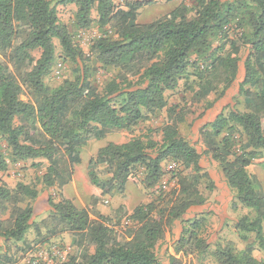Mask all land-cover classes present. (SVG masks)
Wrapping results in <instances>:
<instances>
[{"label":"trees","instance_id":"1","mask_svg":"<svg viewBox=\"0 0 264 264\" xmlns=\"http://www.w3.org/2000/svg\"><path fill=\"white\" fill-rule=\"evenodd\" d=\"M150 3L135 1L122 10L112 0H0L1 173L32 161V168L44 170L40 182L45 188L62 189L71 181L81 147L115 131L131 133L162 111L166 121L160 143L142 136L124 144L109 143L88 161L87 176L98 189L122 192L131 182L151 190L161 182L163 163L177 167L171 173L176 183L169 200L163 206L155 201L141 205L129 216L135 230L128 240L118 229L127 215L124 206L110 218L95 210V201L90 209H81L63 198L56 203L48 199V218L38 225L33 221L36 187L18 183L11 190L0 184V212L7 206L12 209V217L0 223V238L30 250L25 236L31 229L41 244L69 234L72 253L60 264H162L155 247L165 231L181 221L185 224L176 254L210 253L216 264H264L254 257L252 243L240 251L230 242L217 243L208 252L209 244L201 236L205 216L183 220L190 208L206 203L199 191L201 182L207 181L210 189L214 184L202 169L197 150L180 134L185 107L168 103L180 85L198 101L220 88L214 101L221 99L237 80L245 48L234 103L206 123L202 135L208 141L205 153L218 164L232 193V208L241 206L254 214L252 219L237 220L235 232L244 242L252 235L254 245L264 252V198L258 181L247 172L264 152V0H196L191 8L180 5L150 23L138 24V11ZM58 6L75 8L76 30L92 26L95 10L102 34L87 53L60 23ZM57 61L73 65V76L49 87L44 79ZM100 71L107 78L98 86ZM23 94L27 100L21 99ZM99 166L105 167L106 182L96 174ZM161 199L159 195L157 200ZM23 200L28 203L24 208L18 206ZM174 261L171 258L169 264ZM0 264L21 263L0 245Z\"/></svg>","mask_w":264,"mask_h":264},{"label":"rangeland","instance_id":"2","mask_svg":"<svg viewBox=\"0 0 264 264\" xmlns=\"http://www.w3.org/2000/svg\"><path fill=\"white\" fill-rule=\"evenodd\" d=\"M135 1L143 0H112L114 5L122 10H125L124 7L126 4ZM150 1L151 3L149 5H146L138 11V24L150 23L168 14L180 5L191 8L196 2V0ZM57 11L60 23L68 27L74 43L79 46L84 53H87L92 41L102 34L101 30H99L96 25L95 10H93L91 14L93 24L86 30H76L73 27V17L75 12L73 6H58ZM231 36L232 38L234 37V35ZM54 43L56 46V54L59 56L60 49L58 42L54 41ZM226 50H228V47ZM34 56L38 58L39 53L35 52ZM240 57L241 63L238 65L239 72L237 74V80L221 99L214 101L219 94L220 88L207 95L206 99L198 101L193 98L190 93H184V88L180 85L175 93L170 94L168 103L169 105L179 104L181 107H185L187 115L184 123L179 126L180 134L197 150L201 157L200 165L202 169L209 174L210 180L214 184L213 189H210L207 181L203 180L201 182L199 191L202 196L205 197L206 203L200 207L190 208L183 216V220L186 221L195 217L198 218L199 216H205L207 223L201 236L209 244L208 252L214 251L217 243L226 244L230 242L239 251L243 250L247 244L252 243L254 247V257L257 260H264V252L260 251L256 245H254V238L252 235H246L247 241L244 242L235 232L234 226L237 220L244 216L252 219L254 214L251 210L241 206H238L236 209L232 208V203L234 201L232 193L225 184V180L218 164L211 159L209 154L205 153V151L207 152L208 141L205 139L204 135H202V130H204L205 124L212 122L222 109L229 107L234 103L233 100L237 92V85L241 81L243 74L242 62L246 57L244 47L241 48ZM73 69L74 66L69 62L61 63V61H57V64L53 67L50 75L44 79V82L49 87H56L60 85L64 79L72 78ZM106 78L107 74L102 73L101 71L98 72L96 74L97 85L101 86ZM21 99L27 100L26 95L23 94ZM209 103H212V107L210 108L207 107ZM225 111H227V109H225ZM165 121L166 114L165 111H162L150 121L136 127L131 133L115 131L107 134L103 139L91 141L81 147L78 153V161L73 165L71 181L62 189H57L56 187L50 189L45 188L40 182L44 170L32 168L30 166L32 161L9 166L6 172H0V184H4L11 190L15 189L18 183L34 185L36 187L38 197L33 203V221L38 225H40L41 221L48 218L50 211L47 204L48 199H51L56 203L63 198L71 201L77 208L81 209H90L95 201V210L102 216L110 218L114 216V212L119 206H124L127 215L126 218L119 223L118 229L122 232V236L128 240L131 238L130 236H132L135 230V223L129 219V216L141 205L155 201L157 204L160 203V205L163 206L169 200L176 183L175 179H172L171 173L174 172L177 167L173 162L163 163V176L161 182L151 190L143 188L140 184L128 182L125 185L124 190L118 192L114 189L109 190L108 187L103 189L95 188L88 179L87 164L88 161L95 158L99 150L107 144H124L133 136L150 138L154 142L160 143V129L161 126L165 124ZM218 139L219 138H217V140ZM241 140L243 142L244 137H242ZM247 172L252 178L258 181V189L264 198V152L259 159L253 161V163L247 168ZM96 174L102 182L109 180L104 166H99ZM137 174L140 178L142 177L141 171L137 172ZM159 195H161L163 199L157 200ZM162 200L164 201L162 202ZM27 204L28 203L23 200L18 206L24 208ZM11 210L12 209L7 206V209L0 212L1 224L12 217ZM184 224L185 223L182 224L181 221H176L171 228L165 231L163 238L155 247V254L158 260L162 264H169L171 258H174L175 260L173 264H216L214 259L210 256V253L200 257L194 255L183 256L180 253H175V244ZM261 227L262 231H264V221ZM41 233L45 234V229L41 228ZM25 239L29 244L30 250H32L31 252L30 250H26L28 247L23 243L9 242L5 244L1 238L0 245L3 250L6 246L8 248V253L15 256L21 264H35L36 262L46 261L51 262V264H60L72 253V248L70 246L71 236L69 234L50 238L49 241H45V243L43 242V244H41L39 242L40 240H36L35 232L31 229L27 232ZM55 252L62 254L64 260L62 261V259L56 257Z\"/></svg>","mask_w":264,"mask_h":264},{"label":"built area","instance_id":"3","mask_svg":"<svg viewBox=\"0 0 264 264\" xmlns=\"http://www.w3.org/2000/svg\"><path fill=\"white\" fill-rule=\"evenodd\" d=\"M111 227L115 228L114 224H112ZM55 256L58 257L59 259H62V261L64 260L62 254H60L59 252H55ZM46 263L51 264V262L49 261L48 262L46 261Z\"/></svg>","mask_w":264,"mask_h":264}]
</instances>
